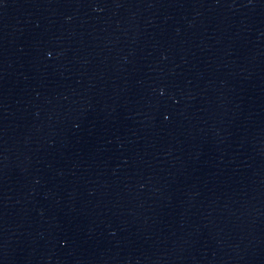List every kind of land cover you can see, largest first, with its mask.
Segmentation results:
<instances>
[{
    "label": "water",
    "instance_id": "95a60500",
    "mask_svg": "<svg viewBox=\"0 0 264 264\" xmlns=\"http://www.w3.org/2000/svg\"><path fill=\"white\" fill-rule=\"evenodd\" d=\"M0 264H264V153L158 0H0Z\"/></svg>",
    "mask_w": 264,
    "mask_h": 264
}]
</instances>
